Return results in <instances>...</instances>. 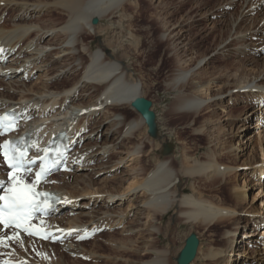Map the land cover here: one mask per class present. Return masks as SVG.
<instances>
[{"label":"bare ground","instance_id":"obj_1","mask_svg":"<svg viewBox=\"0 0 264 264\" xmlns=\"http://www.w3.org/2000/svg\"><path fill=\"white\" fill-rule=\"evenodd\" d=\"M128 1L129 5H136V0H0V15H6L0 21V115L10 111L18 114L19 128L12 135L28 133L33 154L57 129H65L70 140L74 139L65 165L58 171L61 173L58 184L38 186L39 190L62 198L48 217L36 220L39 226L52 231L51 236L45 241L36 240L10 230L0 243V264H54L36 262L31 251L48 250L51 244L60 243L65 246V253L77 256L82 251L78 237L89 230L95 231V236L101 235L102 231L106 233L117 226L122 227L121 236H111L105 242L109 252L91 250L87 253L90 259L113 264H168V253L155 247L161 228L154 222L172 210L175 215L172 219L189 230L210 233L211 227L231 224L221 233L222 246L210 234L207 246L203 247L199 237L192 264H264L261 257L264 252L260 254V249H264V213L256 208V203L264 205V16L259 25L245 30L237 25L239 18L231 20L227 38L214 47L216 54L237 57L230 73L210 75L204 81L201 72L194 73L202 62L207 65L208 60L203 57L191 69L171 70L163 81L164 89L175 93L172 111L176 114L186 113L194 119L204 107L222 114L220 124L225 128H216L223 132L220 137L212 136L216 126L210 118L193 130L194 134L207 137L210 151L206 162L192 158L181 174L193 181L201 177L222 181L236 172L234 179L241 180L242 186L231 187L235 204L230 208L221 202L178 194V175L170 158L154 159L149 167L142 164L143 145L149 146L152 156L157 148L153 141L157 140L155 116L152 106L147 115H142L132 103L145 98L148 85L135 78L123 61L125 56H116L114 50L123 52L124 44L112 46L100 38L114 23L102 28L103 20L126 19L124 5ZM236 1H221L206 15L208 20L227 13ZM238 1L247 6L243 14L249 20L251 11L264 12V0ZM8 11L14 14L10 17ZM179 27L180 24L174 26L176 41L183 36ZM250 39L258 40L260 46L253 52L258 59L251 67L240 58L248 55ZM182 63L180 60L178 65ZM238 96H242L240 102ZM246 99L252 102L242 115L228 113L232 105L246 107L242 105ZM227 124L231 127L238 124V130L227 132L224 130ZM254 136L257 150L252 147ZM7 137H2L0 143ZM235 137L240 138L237 144ZM222 157L234 164L220 166L215 158ZM121 169L125 170L116 177L114 172L118 174ZM251 170L253 173L248 176ZM5 176L6 169L2 166V185L6 184ZM253 187L258 192L251 196ZM76 198L84 200L80 209L74 207ZM248 222L253 223L256 231L261 228L262 234L256 240L255 233H250L244 238L247 241H240L235 234L239 226ZM67 229H73L70 237L51 242L52 237ZM247 244L254 245V249L249 251Z\"/></svg>","mask_w":264,"mask_h":264},{"label":"rangeland","instance_id":"obj_2","mask_svg":"<svg viewBox=\"0 0 264 264\" xmlns=\"http://www.w3.org/2000/svg\"><path fill=\"white\" fill-rule=\"evenodd\" d=\"M221 1L223 2L224 0H136L135 3L137 7L136 5H129L128 3L130 1H128L126 5H124L126 19H124L122 22L117 19L103 20L100 25L102 28H106L107 25H110L112 22L114 23L112 26L110 25L111 29H109L108 32L103 33L100 38L107 40L112 46L124 44L125 50H123V52H117L114 50L116 56H125L126 58L124 57L125 59L123 58V61L131 69L135 78L145 81L148 85V89L145 90L144 99L151 103V106L154 110L157 140L153 141H156L155 143L157 144V148L154 151V156H152L151 153H149V146L147 144L143 145L145 155L142 159V164H145L149 167L151 165L150 163H152L154 159L165 160L170 158L172 168L178 175V194L192 195V197H195V199L197 197L198 199H205L213 203L221 202V205L224 207L232 208V206L235 204V201L231 196V187L242 186L241 180L235 181L234 179L236 172L232 173L228 179H224L222 181L221 179H213L210 181L206 180L204 177L197 178L193 181L189 177L183 176L181 174V172L184 170V167H187L188 164L192 163V158L193 160H197L199 162H206L207 153L210 151V148L208 149L209 145L207 144V137L196 135L194 134L193 130L196 129L204 119L210 118L212 125L216 126L213 128L214 131L211 133L212 136L216 135L220 137L223 132H218L216 128L217 126L225 128L220 124L222 123V114L219 112L214 113L213 111H210L208 107L201 109V112L197 115V117L194 118L195 120L186 113L176 114L174 111H172L176 105V100L174 99L175 93L167 92L163 87V81L166 79L171 70L175 68H181L182 70L191 69L203 57H206V60H208L207 65L203 66L204 62H202L201 67L198 70H195L194 73L201 72L200 74H202V79L204 81H207L208 76L210 78V75L216 77L223 75L226 72L230 73L234 69L237 57L227 53L223 55L216 54V52H213L214 47H217L220 42L227 38L229 33L228 26L231 20L239 18L237 25H241V29L245 30L248 27H255L259 25V21L264 16V12L258 10L251 11L252 16L250 19L252 20H249L247 16H244L243 14L246 11L247 6H243L242 3L237 0L233 4L232 9H230L227 13L224 15L215 16L208 20L206 15ZM13 14L14 12L10 13V17ZM4 16L6 15H0V21ZM117 21L120 23H117ZM97 24L99 23L97 22L96 25ZM177 24H180L178 30L183 31L184 37L182 36L180 38L181 41H176L177 37L174 36V33L176 32V28H174V26ZM170 32L172 35H170ZM250 40L252 41H248V43H250L248 55H246V57L241 56L240 58H243V61L246 64L250 63L248 65L251 67L258 59L256 54L253 52H255V48L258 49L260 46L257 45L259 44L258 40ZM135 47L137 49L136 51L134 50ZM253 55H255V57ZM180 60L183 61V63L178 65ZM35 80L36 79H33L32 82H35ZM241 97L238 96L239 101L237 102H240ZM249 101L250 100L246 99V104H242L243 106L246 105V107H241V104L230 106L228 113L232 116H237L239 113L242 115L245 111V108H247L252 102V100L250 102ZM190 123L191 126H188ZM237 126L238 124L234 127L228 126L227 124L228 128L224 130L227 132H233L234 130L237 131ZM255 139L256 137L254 136L252 147L254 150H257ZM237 141H240V138L235 137L234 144H237ZM164 146L167 147V150L164 148ZM184 156L187 157L186 160H183ZM260 159L261 157L258 151V160ZM219 160H221V162ZM215 161L220 163V166L222 165V167L234 164L231 159L226 157H222L221 159L215 158ZM1 167L2 165L0 161V168ZM123 170L125 169H121L118 174L114 172L116 177L120 176ZM252 173L253 170L249 171L248 176H250ZM59 175H61V173L54 174L45 185H57ZM14 183L15 182L7 183L6 186L13 185ZM18 183H24L27 185L32 184L36 186L31 180L30 175H24L20 177L18 179ZM191 187H193L194 190H192ZM257 192L258 191L256 187H253V189L250 191V195H256ZM198 194H200L202 197L198 196ZM83 202V199L76 198L77 205L74 207L76 209L82 208ZM256 208L263 209L262 212L264 213L263 204L260 206L259 203H256ZM172 211L165 214L166 216L164 215L162 220H156L154 222L155 226L161 228V232L157 235L158 238L155 241V247L158 251L163 250L168 253V264H175L178 252L182 249L185 239L190 234H195L199 243L200 237L203 247L207 246L210 234L213 235V239L216 241L218 246L223 245L224 241L221 239V233L224 229L227 230L230 228L231 224H221L222 226L218 225V227L215 228L211 227L209 228L210 233H203L198 230H189L188 226H185V224L177 223V221L172 219L175 218V215L173 216L174 211ZM119 228L122 227H114L113 229L106 231V233L102 231L101 235L99 234L90 240L80 242L82 253L80 252V254L77 256L65 253V246L58 243L55 245L51 244V248L48 250L36 248L35 251H33L35 256L31 251V257L32 259L36 260V262L41 260L44 263H46L45 261H49L54 264L60 261L64 262L65 264H113V261L110 262L108 260H92L87 256V253L91 250H98L107 254L109 250L105 242L111 239V236L112 238H120L119 235L121 229ZM254 230L255 228L253 227V223L248 222V225L246 226H239L235 236L238 237L240 241H247L244 238H246L250 233H255V239L257 240L262 234L261 228L257 231ZM143 234L147 233L143 231ZM8 235L9 232L0 233V237H4V239ZM61 246H63V251L60 248ZM247 246L250 247L249 251L254 249V245L247 244ZM263 252L264 249H260V254ZM227 253L228 252L224 254L223 261H225L227 258ZM55 256H57V258ZM261 257H264L263 254H261ZM193 262L194 261H192V263ZM221 264H223V262ZM251 264L255 263L252 262Z\"/></svg>","mask_w":264,"mask_h":264},{"label":"water","instance_id":"obj_3","mask_svg":"<svg viewBox=\"0 0 264 264\" xmlns=\"http://www.w3.org/2000/svg\"><path fill=\"white\" fill-rule=\"evenodd\" d=\"M132 107L140 114L147 115L151 107V103L144 99H136L132 103ZM198 239L195 234H190L184 241V245L176 258V264H191L194 260L197 248Z\"/></svg>","mask_w":264,"mask_h":264}]
</instances>
